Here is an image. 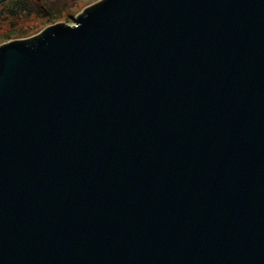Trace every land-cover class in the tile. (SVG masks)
Listing matches in <instances>:
<instances>
[{
	"label": "water",
	"instance_id": "95a60500",
	"mask_svg": "<svg viewBox=\"0 0 264 264\" xmlns=\"http://www.w3.org/2000/svg\"><path fill=\"white\" fill-rule=\"evenodd\" d=\"M0 264H264V0H101L0 46Z\"/></svg>",
	"mask_w": 264,
	"mask_h": 264
},
{
	"label": "rangeland",
	"instance_id": "374dc122",
	"mask_svg": "<svg viewBox=\"0 0 264 264\" xmlns=\"http://www.w3.org/2000/svg\"><path fill=\"white\" fill-rule=\"evenodd\" d=\"M1 1V0H0ZM13 1L6 0L0 3V10L10 7ZM22 1V0H18ZM101 0H26L25 4L31 7L30 15L6 16L0 21V46L7 40L39 36L42 28L52 27L64 21L76 20V14L82 13L87 7ZM50 7L53 16H43L36 13L41 5ZM44 13V11H42ZM5 15V12H4Z\"/></svg>",
	"mask_w": 264,
	"mask_h": 264
},
{
	"label": "trees",
	"instance_id": "16d2710c",
	"mask_svg": "<svg viewBox=\"0 0 264 264\" xmlns=\"http://www.w3.org/2000/svg\"><path fill=\"white\" fill-rule=\"evenodd\" d=\"M6 0H1V2H4ZM26 0H22V1H13L12 4H10V7L4 9V10H0V21L3 20L4 18H6V16L9 17H13V16H18V14H25V15H30L32 13L31 11V7L27 6L25 4ZM42 10H40L39 8H37L36 13H41L43 14V16H53V13H51L50 11V7L46 6L45 3L43 5H41L40 7ZM44 11V13L42 12ZM5 12V15H4Z\"/></svg>",
	"mask_w": 264,
	"mask_h": 264
}]
</instances>
